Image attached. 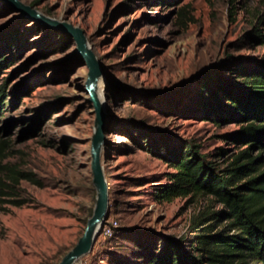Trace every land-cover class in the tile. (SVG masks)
<instances>
[{
  "label": "rangeland",
  "instance_id": "374dc122",
  "mask_svg": "<svg viewBox=\"0 0 264 264\" xmlns=\"http://www.w3.org/2000/svg\"><path fill=\"white\" fill-rule=\"evenodd\" d=\"M17 1L82 29L101 69L107 217L73 264H142L166 239H193L192 221L221 207L202 195L153 201L152 187L173 170L138 144L185 141L227 168L244 146L224 138L234 124L201 119L200 83L207 73L212 83L228 78L238 59H264V46L248 38L264 0ZM259 29L264 33V21ZM0 57L11 58L0 75L6 83L0 137L8 142L0 156V264H59L95 204L88 70L71 38L3 0Z\"/></svg>",
  "mask_w": 264,
  "mask_h": 264
},
{
  "label": "trees",
  "instance_id": "16d2710c",
  "mask_svg": "<svg viewBox=\"0 0 264 264\" xmlns=\"http://www.w3.org/2000/svg\"><path fill=\"white\" fill-rule=\"evenodd\" d=\"M263 21L264 10L248 34L260 46H264V33L259 29ZM10 59L0 57V75ZM238 60L233 68L226 69L228 78L212 83L207 73L200 83L201 119L214 125L234 124L237 129L224 138L244 146L230 157L226 169L215 167L185 141L172 147L155 142L138 144L173 170L165 182L152 187L153 201L167 203L202 195L221 207L192 221L189 230L193 239H166L143 255L142 264H264V59ZM5 100L6 83L0 79V115ZM17 100L14 96V102ZM7 144L0 137V156ZM216 151L217 155L225 152Z\"/></svg>",
  "mask_w": 264,
  "mask_h": 264
},
{
  "label": "water",
  "instance_id": "95a60500",
  "mask_svg": "<svg viewBox=\"0 0 264 264\" xmlns=\"http://www.w3.org/2000/svg\"><path fill=\"white\" fill-rule=\"evenodd\" d=\"M3 1L11 6L14 11L27 17L29 20L56 30L71 38L75 43L78 56L82 59L88 70L86 92L95 114V130L90 148L92 184L95 189V204L91 217L87 220L81 237L78 239L76 245L59 262V264H73L79 257L90 250L107 217V184L100 161L101 149L104 142L105 113L96 97L97 82L101 78L100 65L89 47L85 33L82 29L74 27L66 22L49 19L17 0Z\"/></svg>",
  "mask_w": 264,
  "mask_h": 264
},
{
  "label": "bare ground",
  "instance_id": "6f19581e",
  "mask_svg": "<svg viewBox=\"0 0 264 264\" xmlns=\"http://www.w3.org/2000/svg\"><path fill=\"white\" fill-rule=\"evenodd\" d=\"M100 85H101V80L99 79L97 82L96 97H97V100L100 103V105L104 108L105 102H104L103 94L101 93V91H99Z\"/></svg>",
  "mask_w": 264,
  "mask_h": 264
},
{
  "label": "built area",
  "instance_id": "2783aa9c",
  "mask_svg": "<svg viewBox=\"0 0 264 264\" xmlns=\"http://www.w3.org/2000/svg\"><path fill=\"white\" fill-rule=\"evenodd\" d=\"M102 230H103L104 235H109L110 234L109 230H104V229H102Z\"/></svg>",
  "mask_w": 264,
  "mask_h": 264
}]
</instances>
